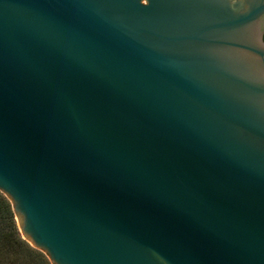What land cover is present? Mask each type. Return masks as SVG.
<instances>
[{
    "label": "water",
    "instance_id": "obj_1",
    "mask_svg": "<svg viewBox=\"0 0 264 264\" xmlns=\"http://www.w3.org/2000/svg\"><path fill=\"white\" fill-rule=\"evenodd\" d=\"M0 191L52 264H264V0H0Z\"/></svg>",
    "mask_w": 264,
    "mask_h": 264
},
{
    "label": "rangeland",
    "instance_id": "obj_2",
    "mask_svg": "<svg viewBox=\"0 0 264 264\" xmlns=\"http://www.w3.org/2000/svg\"><path fill=\"white\" fill-rule=\"evenodd\" d=\"M0 196H3L4 199L6 198L8 200V198L0 191ZM3 200L0 197V201ZM6 200V201H7ZM1 215H3V217H5V213H1ZM1 218L0 220V228L3 229L4 233L6 236H9L10 233V224L8 223L7 220H4L5 218ZM18 224V223H17ZM0 229V230H1ZM19 231V236L21 239L25 240L23 238V236ZM26 242H28L27 240H25ZM29 246L36 252L39 254V256L43 259V257L47 258L46 254L36 248H34L29 242H28ZM49 261V259H48ZM0 264H40V262L37 259H33L30 258L29 256L26 255L25 252H23V249L21 247V245L16 246L14 245V242L11 243L9 240L7 239H3L2 242L0 243Z\"/></svg>",
    "mask_w": 264,
    "mask_h": 264
},
{
    "label": "trees",
    "instance_id": "obj_3",
    "mask_svg": "<svg viewBox=\"0 0 264 264\" xmlns=\"http://www.w3.org/2000/svg\"><path fill=\"white\" fill-rule=\"evenodd\" d=\"M3 200L0 201V220L3 217V215H1V213H5V218L4 220H7L8 223L10 224V233L9 236H6L3 229L0 230V243L2 242L3 239H7L9 240L11 243L14 242V245L16 246H20L23 249V252L26 253L27 256H29L30 258H35L37 259L40 264H52L51 261L45 257H43V259L39 256L38 253H36L28 244V242H26L25 240L21 239L20 237H18L19 235V231H18V224H17V220H16V216L15 213L13 211V207L12 204L10 202V200L8 199H4L3 196H0ZM7 200V201H6ZM47 256V255H46ZM48 257V256H47Z\"/></svg>",
    "mask_w": 264,
    "mask_h": 264
}]
</instances>
